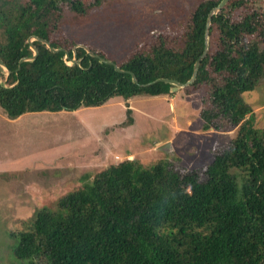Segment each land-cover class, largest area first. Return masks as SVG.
<instances>
[{"label": "trees", "instance_id": "16d2710c", "mask_svg": "<svg viewBox=\"0 0 264 264\" xmlns=\"http://www.w3.org/2000/svg\"><path fill=\"white\" fill-rule=\"evenodd\" d=\"M108 1L0 0V57L12 70L6 85L0 81L3 113L15 119L101 105L112 97L163 96L171 84H142L191 78L205 48L208 14L221 0L199 3L177 44L166 36L143 41L119 62L94 50L135 73L138 83L83 47L77 48L81 65H69L63 51L36 40L38 57L18 70L19 60L33 54L31 35L72 56L58 31L63 11L92 23ZM210 33V49L192 84L204 92L203 129L239 131L214 155L204 178L181 173L167 159L148 167L134 159L112 164L55 206L36 209L31 228L15 236V257L27 264H264V129L242 121L248 111L242 93L264 80V11L250 0H230L213 16ZM162 222L172 224L171 233Z\"/></svg>", "mask_w": 264, "mask_h": 264}, {"label": "rangeland", "instance_id": "374dc122", "mask_svg": "<svg viewBox=\"0 0 264 264\" xmlns=\"http://www.w3.org/2000/svg\"><path fill=\"white\" fill-rule=\"evenodd\" d=\"M201 1L110 0L90 24L63 11L58 31L72 51L82 45L119 62L138 52L143 41L166 36L177 44ZM250 4L264 11V0ZM210 42L211 33L209 49ZM203 94L191 84L163 96L112 97L101 105L15 119L0 109V264H27L13 255L14 239L31 228L35 210L55 206L112 164L134 159L148 167L167 159L181 173L204 178L214 155L238 136L239 126L204 130ZM242 96L248 104L242 121L264 129V80ZM162 224L172 232L171 223Z\"/></svg>", "mask_w": 264, "mask_h": 264}, {"label": "water", "instance_id": "95a60500", "mask_svg": "<svg viewBox=\"0 0 264 264\" xmlns=\"http://www.w3.org/2000/svg\"><path fill=\"white\" fill-rule=\"evenodd\" d=\"M228 1L229 0H221L218 3V5H216L215 7H213L210 10V12L208 14V17H207L206 28H205V48H204V51H203L202 55L196 60V62L194 64L193 74H192L191 78L188 81L181 82V81H179L177 79H174V78H165V77H163V78H159V79H156V80H154L152 82H149V83H146V84H142V85L143 86H148V85H152V84H154V83H156L158 81H163V82L171 84V87H170V92H171V91L178 90L180 88H183V87H186V86H189V85L193 84L195 82V80L197 79V75H198V71H199V68H200L201 61L208 54L212 18H213L214 15L219 14V12L224 8V6L227 4ZM35 40L44 43L53 52L63 51L65 53V58L66 59L70 58V52L66 48L61 47V46L53 47L51 45L50 41H48L47 39L41 38V37H39L37 35H31L28 38V43L30 45V49L33 51V54H32V56H23L19 60L18 70L21 68V64L23 62H25V61H34L38 57L40 51H39L38 47L33 43ZM80 47H83L88 54H90L92 56L99 57L101 59V61L109 63V64H113L117 71L130 73L132 75L133 81L135 83H138V79H137L135 73H133L132 71L124 70L123 68H121L118 64H116L112 60L106 59L104 57H100L98 54H95L93 51L89 50V48H87L86 46H82L81 45ZM81 62H82V58H78V56H77V47H76V48L73 49V57L70 59V61H67V64H69V65H74V64L81 65ZM0 71L6 77L9 76L12 73V70L7 66V64L4 62V60L1 57H0ZM1 78L2 77H0L1 83L3 85H6V82H4ZM167 146H168V144L165 143L163 145H160V148L164 149Z\"/></svg>", "mask_w": 264, "mask_h": 264}, {"label": "flooded vegetation", "instance_id": "af4514ba", "mask_svg": "<svg viewBox=\"0 0 264 264\" xmlns=\"http://www.w3.org/2000/svg\"><path fill=\"white\" fill-rule=\"evenodd\" d=\"M33 52V51H32ZM96 54V53H95ZM73 57V51H72V56L70 55V58H68V61Z\"/></svg>", "mask_w": 264, "mask_h": 264}, {"label": "crops", "instance_id": "0c3cea01", "mask_svg": "<svg viewBox=\"0 0 264 264\" xmlns=\"http://www.w3.org/2000/svg\"><path fill=\"white\" fill-rule=\"evenodd\" d=\"M118 156V155H117ZM117 159V158H116Z\"/></svg>", "mask_w": 264, "mask_h": 264}]
</instances>
